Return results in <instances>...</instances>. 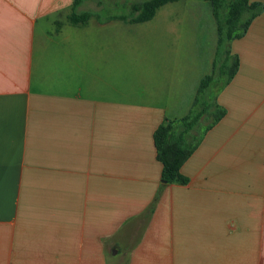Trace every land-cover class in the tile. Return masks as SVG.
Instances as JSON below:
<instances>
[{"label": "crops", "instance_id": "1", "mask_svg": "<svg viewBox=\"0 0 264 264\" xmlns=\"http://www.w3.org/2000/svg\"><path fill=\"white\" fill-rule=\"evenodd\" d=\"M73 2L0 0V264H264V0L230 43L225 115L182 165L186 185L163 183L153 132L189 114L208 75L188 95L156 81L155 100L123 79L117 25L143 23Z\"/></svg>", "mask_w": 264, "mask_h": 264}, {"label": "rangeland", "instance_id": "2", "mask_svg": "<svg viewBox=\"0 0 264 264\" xmlns=\"http://www.w3.org/2000/svg\"><path fill=\"white\" fill-rule=\"evenodd\" d=\"M104 1L108 5L100 12L102 20L129 15L128 5L142 0ZM206 4L203 0H178L162 7L147 23L117 25L122 33L123 79L137 80L145 91L154 92V82L169 80L170 85L184 86L188 95L201 78L211 75L207 67L212 52L208 27L213 23L203 18L202 14H208ZM193 16L202 18L197 21ZM153 98L161 100L162 93L156 91Z\"/></svg>", "mask_w": 264, "mask_h": 264}, {"label": "trees", "instance_id": "3", "mask_svg": "<svg viewBox=\"0 0 264 264\" xmlns=\"http://www.w3.org/2000/svg\"><path fill=\"white\" fill-rule=\"evenodd\" d=\"M83 0H74L76 9ZM178 0H142L128 6L129 15L109 17L107 20L145 23L151 21L157 10ZM211 6L217 25V48L211 75L199 85L195 102L189 114L176 121L165 120L153 132L156 159L161 164V179L165 184L186 185L188 179L180 173L185 161L199 145L202 136L225 115L217 105V94L231 81L238 69V58L230 53V43L240 39L261 12L262 6L250 0H203ZM127 14V13H126ZM90 13L73 14L80 22ZM100 21V20H99ZM206 123V124H205Z\"/></svg>", "mask_w": 264, "mask_h": 264}]
</instances>
